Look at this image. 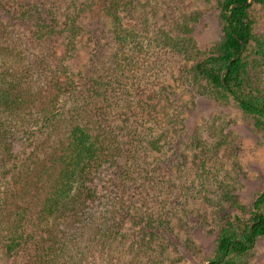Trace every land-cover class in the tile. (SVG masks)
Listing matches in <instances>:
<instances>
[{
    "label": "trees",
    "instance_id": "trees-1",
    "mask_svg": "<svg viewBox=\"0 0 264 264\" xmlns=\"http://www.w3.org/2000/svg\"><path fill=\"white\" fill-rule=\"evenodd\" d=\"M120 1L0 0V264H114V244V254L151 247L157 264H181V248L196 257L190 231L215 234L208 264H246L264 237V190L247 221L228 217L226 203L246 211L240 179L230 177L245 174L239 145L222 128L191 125V106L174 86L151 81L156 71L142 69L141 77L130 62L144 49L158 57L157 43L161 54L186 62L176 75L157 62L172 82L193 96L234 102L264 134V89L253 86L256 69L264 70L255 33V7L264 0H219L223 38L204 54L191 29L200 13L161 22L143 42L122 30Z\"/></svg>",
    "mask_w": 264,
    "mask_h": 264
},
{
    "label": "rangeland",
    "instance_id": "rangeland-1",
    "mask_svg": "<svg viewBox=\"0 0 264 264\" xmlns=\"http://www.w3.org/2000/svg\"><path fill=\"white\" fill-rule=\"evenodd\" d=\"M218 1L219 0H133V2H131V0H122L117 9L122 25L124 26L122 30L129 32V35L131 33L137 34L138 40L143 42H145L143 37H148L150 39L155 38L156 35L153 32L156 28L154 29V27H157L161 22L164 25H168L167 22L169 20H180L184 14L192 15L194 13H200L201 15L198 18L197 23L191 29L193 31V39L196 46L204 54L211 50L223 38V26L216 8ZM171 9L175 10V13L173 11L172 13L169 12ZM255 10L259 18L255 33L256 36L264 42V7L256 6ZM110 24L112 23L109 21L106 26V28H108L106 32H108L107 34L109 37H112L113 39L115 35L109 33L113 31V27L109 28ZM147 27L149 31H153H147V33L143 31V29H147ZM150 42L152 43V40H150ZM146 46L147 44H144V48ZM151 48L153 53L158 54V57L151 56L150 58H147L145 52L146 49H144L143 52H141L142 59L131 58L133 59L130 62L132 70H137L138 75L141 77L145 76L141 75L142 69V71L147 69L152 75L156 71L158 79H152L151 81H154L157 84L173 85L177 95L181 97L182 102L191 106L192 110L187 112L186 121H190V124L193 126L197 124V127H205L203 128L205 130H208V128L214 130L216 127L222 128V130L230 132V136L235 139L234 143L239 145L242 153L240 154L238 162L245 174H240L238 177L237 174H234L233 172L230 177H236L237 180L240 179V182L237 184L240 196L238 202L242 205L241 207H245L246 211H244L245 213H238L236 212V207L232 208L228 203L224 205L229 208V218L233 219L239 217L242 221H247V212L250 209L251 204L264 190V134L254 128L251 118L243 115L234 102L230 101L229 103L222 105L210 101L205 96H193L190 93V88L179 86V83L172 82L170 74L175 73L176 75L180 70L183 71L186 62L178 60L179 58H177V61H174L172 58L173 55L169 58L167 53L161 54L162 51L159 49L160 46H158L157 43H152ZM154 59L157 61L155 62ZM161 60L166 61L165 69L168 73L171 72L170 74L162 71V66L157 63ZM137 62L138 64L134 65ZM142 64L143 67H146L143 68ZM155 65H157L156 70L151 72L149 68ZM188 66L189 63H187L186 67ZM256 70L258 73L260 72V74L258 76L259 79L253 81L255 82L253 86L258 87L259 85L264 89V70ZM148 72L146 71L145 73L149 74ZM251 73L254 74V72ZM144 79L147 80V82L149 80L147 75ZM129 85L139 87L135 80H132ZM129 85H127V87ZM140 87L142 88L143 85L141 84ZM129 91L131 92L133 90L130 89ZM246 91H248V88H246ZM125 94L126 93H124L123 90L122 94L119 95V99L116 101L118 105L123 104L124 100L127 98ZM156 109H158V106ZM224 124H227L228 126ZM223 126L228 128L224 129ZM90 134L92 135V133ZM204 137H207V135ZM104 144H106V142H104ZM216 164H218L217 166L220 172L218 176L220 180L227 182L230 178L224 176V173L221 171L224 165L220 164L219 159H217ZM231 167L232 166H229L230 169ZM232 171H234V169H232ZM160 213L161 212L156 215L158 216ZM161 219H163V217H161ZM219 224L222 225L223 222L219 221ZM189 234L192 241L197 245L195 252L196 257L189 250L181 248L180 251L176 252L177 256L175 259L178 257L183 259L184 261L181 264H208L215 247V234L209 232L203 236L196 231L195 233L190 231ZM189 234H183L181 238L188 237ZM96 248L98 249L97 246ZM115 248V244L111 245L109 248V258L113 259L114 264H157L161 257L152 250L150 251L151 247L149 249L143 248L140 251L137 249L136 252H134V250L131 252L128 248L122 247L119 254H114ZM92 262V264H105V262L99 260ZM243 262L246 264H264V237L258 238L255 241L252 250L246 254ZM110 264L112 263L110 262ZM165 264H168V262Z\"/></svg>",
    "mask_w": 264,
    "mask_h": 264
},
{
    "label": "water",
    "instance_id": "water-1",
    "mask_svg": "<svg viewBox=\"0 0 264 264\" xmlns=\"http://www.w3.org/2000/svg\"><path fill=\"white\" fill-rule=\"evenodd\" d=\"M249 3H251V0H249ZM231 8H234V5H233ZM240 45H241L240 54H242L243 51H244V49H245V46H244V44H243L242 41H240ZM234 60H235L234 57L231 58V60L228 62V67L231 65V63H232ZM227 70H228V69H225V70L222 72V74H221V80H222V82H223L224 85H225V83H224V80H223V79H224V76H225ZM258 221H259V219H258ZM253 225H254V223H252V224L250 225V227H252Z\"/></svg>",
    "mask_w": 264,
    "mask_h": 264
},
{
    "label": "flooded vegetation",
    "instance_id": "flooded-vegetation-1",
    "mask_svg": "<svg viewBox=\"0 0 264 264\" xmlns=\"http://www.w3.org/2000/svg\"><path fill=\"white\" fill-rule=\"evenodd\" d=\"M252 224V223H251Z\"/></svg>",
    "mask_w": 264,
    "mask_h": 264
}]
</instances>
